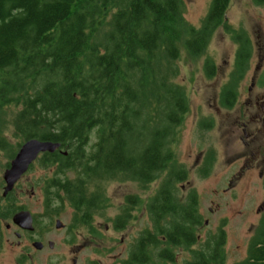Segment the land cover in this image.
<instances>
[{
	"label": "trees",
	"instance_id": "1",
	"mask_svg": "<svg viewBox=\"0 0 264 264\" xmlns=\"http://www.w3.org/2000/svg\"><path fill=\"white\" fill-rule=\"evenodd\" d=\"M229 3L210 0L195 27L183 18L182 0H0V151L9 161L29 139L59 144L36 159L53 169L41 186L46 213L67 202L74 210L68 227L84 226L94 234L93 215L106 198L103 192L88 193L90 181H133L147 190L159 179L145 201L127 195L112 221L122 230L131 211L143 206L151 224L120 264H175L178 248L189 253L180 264L225 263L223 224L199 240L197 194H179L177 184L187 172L171 145L189 109L185 88L175 81L179 42L188 57L197 58L223 28L237 48L219 105L232 109L237 102L253 47L243 29L226 22ZM202 70L208 79L216 75L210 57ZM7 111L13 112L15 145L4 136ZM206 121L200 125L210 127ZM212 161L207 153L202 177ZM13 191L0 196V249L4 222L24 209ZM233 264H264V213L246 256Z\"/></svg>",
	"mask_w": 264,
	"mask_h": 264
},
{
	"label": "rangeland",
	"instance_id": "2",
	"mask_svg": "<svg viewBox=\"0 0 264 264\" xmlns=\"http://www.w3.org/2000/svg\"><path fill=\"white\" fill-rule=\"evenodd\" d=\"M209 3L210 0H182L185 22L198 27ZM226 22L243 29L253 47L237 102L232 109L219 105V91L233 69L237 48L223 28L214 32L205 52L197 58L188 57L179 42V74L175 81L185 88L189 109L171 146L174 159L187 172V178L177 184L179 194L184 196L190 190L197 194L202 218L196 232L199 240L206 239L223 224L224 264H233L246 256L249 239L264 212V4L230 0ZM205 57H210L216 65L212 79L203 74ZM12 114L7 111L8 126L3 131L6 140L15 145L19 140L13 133ZM204 119L211 122L210 127L200 125ZM207 153H212L213 161L209 174L202 177L199 169ZM9 162L0 151V196L5 185L3 173ZM31 165L13 192L17 204L37 216V224H33V231L25 232L11 219L4 222L0 264L119 263L127 257L138 234L151 226L143 206L131 211V218L122 230L114 229L112 221L122 212L127 195H138L145 201L159 179L147 190L133 181H90L88 193L103 192L106 198V206L93 215L95 233L91 234L84 226L68 227L74 210L67 202L57 212L46 213L41 186L53 169L41 167L36 160ZM67 175L75 178L77 173L70 171ZM57 219L63 224L60 229L55 228ZM36 241L43 243L42 249L32 246ZM176 252L175 264L189 258V253L181 248Z\"/></svg>",
	"mask_w": 264,
	"mask_h": 264
},
{
	"label": "water",
	"instance_id": "3",
	"mask_svg": "<svg viewBox=\"0 0 264 264\" xmlns=\"http://www.w3.org/2000/svg\"><path fill=\"white\" fill-rule=\"evenodd\" d=\"M59 147L58 143L50 141H41L38 139H29L23 142L14 157L10 160L8 167L3 173L4 187L2 197H5L14 189L15 184L19 181L22 175L28 170L29 166L42 153L54 152ZM11 222L24 231H33V216L28 210H19L11 217ZM63 224L59 219L55 220V228H62ZM18 236V234H16ZM52 243H49L51 247ZM32 246L35 249H40L42 244L38 241L33 242Z\"/></svg>",
	"mask_w": 264,
	"mask_h": 264
},
{
	"label": "flooded vegetation",
	"instance_id": "4",
	"mask_svg": "<svg viewBox=\"0 0 264 264\" xmlns=\"http://www.w3.org/2000/svg\"><path fill=\"white\" fill-rule=\"evenodd\" d=\"M262 178H264V172H263V175H262ZM264 213V212H263ZM260 220V219H259ZM60 229V228H59ZM24 231V230H23ZM25 232H29V231H25ZM16 234H18V237L20 236V234L19 233H16ZM40 242V241H39ZM41 244H42V247L40 248V249H42L43 248V243L42 242H40ZM49 243H51V242H49ZM48 243V244H49ZM92 264H100L99 262H93ZM114 264V263H113ZM116 264H120V263H116Z\"/></svg>",
	"mask_w": 264,
	"mask_h": 264
}]
</instances>
